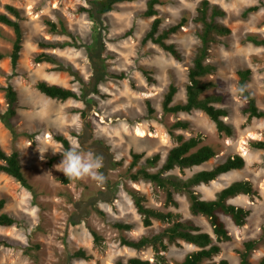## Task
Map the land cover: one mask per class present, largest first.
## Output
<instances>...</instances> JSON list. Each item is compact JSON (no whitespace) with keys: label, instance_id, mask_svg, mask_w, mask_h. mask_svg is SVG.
I'll use <instances>...</instances> for the list:
<instances>
[{"label":"rangeland","instance_id":"obj_1","mask_svg":"<svg viewBox=\"0 0 264 264\" xmlns=\"http://www.w3.org/2000/svg\"><path fill=\"white\" fill-rule=\"evenodd\" d=\"M95 1L0 0V12L10 5L23 17L22 50L15 69L7 56L14 35L0 24V52L6 55L0 60V86L10 85L18 95L16 116L5 123L7 107L4 91H0V147L6 153L19 152L23 175L31 187L28 190L0 172V199L6 201L3 212L17 222L15 227H0V264H116L131 258L182 262L196 248L180 240L170 244L163 238L166 250L160 244L139 250L121 245V239L151 238L167 227L156 220L145 227L134 206L135 195L144 197L146 207L192 220L213 237L207 220L190 214L183 193H173L176 206L166 205L163 189L131 178L141 168L158 172L167 152L176 145L170 132L186 138L201 135V146L212 147L216 156L199 167L175 169L166 176L184 180L211 170L232 155L245 159L243 169L195 187L202 200H213L220 190L239 180L251 182L256 190L254 197L241 195L227 201L250 210L245 226L235 227L228 216L219 214L230 240L218 244L221 251L211 261L239 264L236 252L242 250L243 242L258 239L264 228V154L250 143L262 139L264 118L247 122L242 113L245 102L236 92V72L249 69V90L264 111V47L246 41L248 36L264 39V0H208L226 13L217 22L229 28L230 34L210 47L208 62L215 71L203 81L213 82L215 87L203 96L222 97L214 106L227 111L224 121L232 127V137L218 134L201 111L166 114L162 110L170 85L176 87L173 104L185 101L187 71L199 46L196 32L200 26L193 19L202 0H159L156 7L161 29L186 18V24L169 40L181 53V61L156 45L141 43L153 20L141 16L147 0L117 4L112 11L93 18L80 11L91 9ZM252 6L259 10L243 18ZM47 22L55 24V32H50ZM41 41H68L74 46L43 51L38 47ZM42 52L54 55L56 64L36 63ZM97 70L107 75L99 77ZM40 81L78 95L85 93V99L46 98L35 89ZM177 121L187 122L189 130H172ZM57 135L67 140L68 148L54 139ZM72 146L103 157L100 172L105 183L90 178L63 181L67 176L56 166L62 162V152ZM131 153L143 154L132 168ZM155 154L160 156L156 166H146L144 159ZM115 224L130 225V229L118 230ZM78 252L84 256H75ZM262 257L264 245H259L249 261L258 264Z\"/></svg>","mask_w":264,"mask_h":264},{"label":"trees","instance_id":"obj_2","mask_svg":"<svg viewBox=\"0 0 264 264\" xmlns=\"http://www.w3.org/2000/svg\"><path fill=\"white\" fill-rule=\"evenodd\" d=\"M135 0H96L92 3L91 9L81 8V12H86L89 17L93 18L94 14L102 16L114 9V6L121 3H131ZM161 2L159 0H147L145 10L141 16L143 18H153L149 30L144 34L141 39V43H151L156 45L164 52L168 53L174 60L181 61L182 55L177 49L174 43H170L169 40L172 35L176 34L181 27L186 24V18H181L176 24L167 28L161 29V20L158 17L157 6ZM259 10V6H252L245 10L242 14L243 18H246L249 13ZM226 16V13L217 5L211 4L208 0L200 1L196 15L193 21L200 26L196 32L199 40V46L196 49L191 66L187 71V84L185 86V101L179 104H173V98L176 94V87L170 85L168 91L164 95L162 110L166 114L177 113H191L198 110L203 112L210 121L215 125L216 131L220 135L226 137L233 136L232 127L224 121L227 117V111L222 108H217L214 104L221 103L222 97L220 95H208L203 96L204 92L215 87L213 82H204L203 78L212 74L215 71L213 64L208 62L209 50L212 43L216 42L219 37H223L230 34L229 28L217 22V19H222ZM22 13L19 9L6 5L4 11L0 12V24L10 28L13 32L14 39L12 42V48L9 57L10 65L12 69L17 67L20 53L22 50L23 31L21 27ZM50 32L56 31L55 24L47 22ZM62 33H66L63 27L60 28ZM246 41L254 46L264 47V39H257L253 36L246 37ZM74 44L66 42H47L41 41L38 43L39 49L55 50L64 49ZM6 55L0 52V60L4 59ZM36 63L46 62L49 64H56V58L54 55L42 52L35 58ZM56 71H60V68H54ZM99 77L107 75L106 72L97 70ZM146 75V72H143ZM237 83L236 88L241 85H247L251 78V71L249 69L238 70L236 72ZM35 89L45 96L46 98L66 101L72 100H84L86 94H77L76 92L66 89L57 85H50L44 81L37 82ZM96 93V88H94ZM0 91H4L6 112L3 115L5 123L16 116L18 109V95L15 89L8 85L6 87L0 86ZM245 105L242 109V113L246 116L247 122L252 119H263L264 111L259 109L256 103V99L249 90V87L243 94H238ZM172 130L188 131L189 124L183 121H177L171 126ZM171 136L175 138L176 145L169 149L163 163L156 173H149L146 169L141 168L131 175L133 180L143 179L146 180L158 188L163 189L166 192V205L176 206V202L173 199V193H183L188 201V210L192 216H202L209 223L213 237L203 232L202 229L197 226L192 220L181 219L179 215H175L171 212L164 213L157 209L148 208L144 205V197L135 195L133 198L134 206L137 213L142 218V223L145 227L152 225V220L159 221L166 224L167 227L162 230L160 234L154 235L151 238L141 237L137 240L121 239V245L135 250H139L145 246L156 247L157 244H163V238H166L170 244L175 243L177 240L183 241L186 244L194 246L196 249L187 254L183 261L177 264H229L226 260H220L218 262H212V258L220 253L219 243L227 242L230 237L227 233L224 223L219 218V214L228 216L235 227H243L247 223V219L250 215V210L244 207L235 206L229 204V199L237 196L254 197L257 195L251 182L247 180L234 181L222 190H220L213 200H202L198 193L195 191V187L199 185H207L216 180L219 176L227 174L232 171L241 170L245 166V159L240 155H232L226 158L222 163L215 166L211 170H202L194 173L187 179H179L175 176H166L175 169L184 171L185 169H191L199 167L216 156L215 150L207 145H202V136H190L188 138L181 134L174 135L170 132ZM54 139L62 144L66 149L68 148L67 140L57 135ZM251 147L262 151L264 154V131L262 132V139L251 141ZM132 162L130 167H134L143 158V154L131 153ZM160 160L159 154H155L149 158L144 159L146 166L154 167ZM0 172L8 175L12 179L16 180L22 187L30 190L21 168L20 154L17 151L6 153L0 147ZM68 183V178L63 180ZM6 201L0 199V227H15L17 222L3 212ZM118 230H129L130 225L115 224L114 226ZM95 236V234H93ZM96 238V236H95ZM259 245H264V228L261 229V233L258 239L248 240L243 242L242 250L237 251L236 254L239 258V264H251L249 257L253 251H255ZM75 256H84L83 252L75 253ZM116 264H168L166 259L157 258L153 262L148 260H142L139 258H131L122 263L118 261ZM258 264H264V257H262Z\"/></svg>","mask_w":264,"mask_h":264},{"label":"clouds","instance_id":"obj_3","mask_svg":"<svg viewBox=\"0 0 264 264\" xmlns=\"http://www.w3.org/2000/svg\"><path fill=\"white\" fill-rule=\"evenodd\" d=\"M247 88V85L238 86L236 92L243 94ZM62 155V162L56 167L67 176L68 180L90 178L97 183H105L106 177L100 172L103 167V157L97 156L90 150L87 152L81 151L76 146L63 151Z\"/></svg>","mask_w":264,"mask_h":264}]
</instances>
